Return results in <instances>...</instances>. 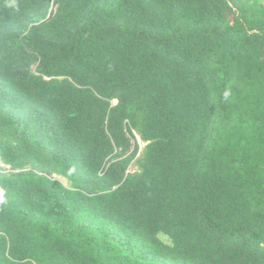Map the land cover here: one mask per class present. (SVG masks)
I'll use <instances>...</instances> for the list:
<instances>
[{
	"label": "trees",
	"instance_id": "trees-1",
	"mask_svg": "<svg viewBox=\"0 0 264 264\" xmlns=\"http://www.w3.org/2000/svg\"><path fill=\"white\" fill-rule=\"evenodd\" d=\"M263 1L0 0V264H264Z\"/></svg>",
	"mask_w": 264,
	"mask_h": 264
},
{
	"label": "rangeland",
	"instance_id": "rangeland-1",
	"mask_svg": "<svg viewBox=\"0 0 264 264\" xmlns=\"http://www.w3.org/2000/svg\"><path fill=\"white\" fill-rule=\"evenodd\" d=\"M264 2V1H263ZM263 5H264V3H263ZM137 169V167H136V165L133 163L132 165H131V167H130V170L132 171V170H136ZM57 180H59L60 182H62L64 185H67V182L64 180V179H62V178H60V177H55ZM160 237V239L162 240V241H164L165 243H167L168 242V240L164 237V236H162V235H160L159 236Z\"/></svg>",
	"mask_w": 264,
	"mask_h": 264
}]
</instances>
